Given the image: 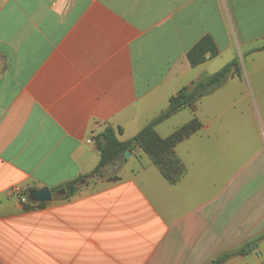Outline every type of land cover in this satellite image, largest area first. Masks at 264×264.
<instances>
[{
    "label": "crops",
    "instance_id": "1",
    "mask_svg": "<svg viewBox=\"0 0 264 264\" xmlns=\"http://www.w3.org/2000/svg\"><path fill=\"white\" fill-rule=\"evenodd\" d=\"M206 36L218 55L191 67ZM262 47L264 0H0V264H212L248 244L222 264H264ZM233 60L238 73L155 127L201 124L175 147L178 182L138 149L90 176L106 126L129 140ZM13 187L52 200L26 210Z\"/></svg>",
    "mask_w": 264,
    "mask_h": 264
},
{
    "label": "trees",
    "instance_id": "2",
    "mask_svg": "<svg viewBox=\"0 0 264 264\" xmlns=\"http://www.w3.org/2000/svg\"><path fill=\"white\" fill-rule=\"evenodd\" d=\"M264 50V47L261 48ZM218 55V50L208 36L198 41L188 52L187 60L191 67H196L206 61V56L214 58ZM235 70L238 73V62L233 60L216 73L204 77L201 81L195 83L191 88H183L177 94L169 99L168 108L149 122L135 136L127 141H120L117 134H121V128L115 130L112 126H106L104 130L96 135L93 140L99 151V161L95 169L90 173L92 175L100 174L108 165L114 164L118 159L125 158V154H131L138 149L145 154L151 163L158 168L162 176L170 184H175L185 174V167L175 154V147L183 140L196 133L201 124L196 118L191 119L186 124L175 129L168 137L161 138L157 135L155 127L167 120L178 111L186 108L193 109L199 99L210 95L216 89L222 86L229 76L230 72ZM83 177L76 178L64 185L52 189V193L57 190L65 189L66 196H71L77 191V184ZM36 190L29 188L23 191L24 195ZM34 203L24 204V208L31 209ZM42 204H37L41 206ZM251 245L225 252L212 261V264H222L234 256L246 254Z\"/></svg>",
    "mask_w": 264,
    "mask_h": 264
},
{
    "label": "water",
    "instance_id": "3",
    "mask_svg": "<svg viewBox=\"0 0 264 264\" xmlns=\"http://www.w3.org/2000/svg\"><path fill=\"white\" fill-rule=\"evenodd\" d=\"M130 154L126 153L125 157H129ZM57 195H63L65 194V189H60L56 192ZM29 202L34 204H44L48 203L52 200V193L49 188L44 187L40 189H36L32 192H30L27 196Z\"/></svg>",
    "mask_w": 264,
    "mask_h": 264
},
{
    "label": "built area",
    "instance_id": "4",
    "mask_svg": "<svg viewBox=\"0 0 264 264\" xmlns=\"http://www.w3.org/2000/svg\"><path fill=\"white\" fill-rule=\"evenodd\" d=\"M88 143H90V140L87 141ZM10 195H14L18 198V200L22 203V204H28L29 200L27 198L28 195H24L23 194V189L19 188V187H13L10 189Z\"/></svg>",
    "mask_w": 264,
    "mask_h": 264
},
{
    "label": "rangeland",
    "instance_id": "5",
    "mask_svg": "<svg viewBox=\"0 0 264 264\" xmlns=\"http://www.w3.org/2000/svg\"><path fill=\"white\" fill-rule=\"evenodd\" d=\"M184 115H187L188 116V113L187 112H184ZM179 120H180V118H176L175 120H173L171 122V126H176V125L181 124L180 122H182V121H179Z\"/></svg>",
    "mask_w": 264,
    "mask_h": 264
}]
</instances>
